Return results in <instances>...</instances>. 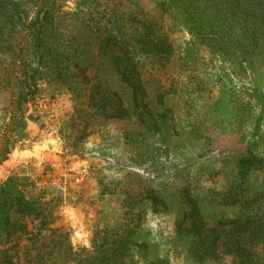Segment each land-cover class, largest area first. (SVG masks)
<instances>
[{
  "label": "rangeland",
  "instance_id": "rangeland-1",
  "mask_svg": "<svg viewBox=\"0 0 264 264\" xmlns=\"http://www.w3.org/2000/svg\"><path fill=\"white\" fill-rule=\"evenodd\" d=\"M158 1L59 0L33 94L24 83L33 60L26 31L11 32L0 45V184L16 176L15 186L52 212L49 227L56 229L37 236L39 220L21 218L33 236L0 244L16 253L17 264H28L27 253L41 242L62 236L74 251L89 250L94 239L119 238L127 225L138 226L139 246L130 248L126 264H232L228 255L193 261L175 220L187 207L185 195L214 219L236 213V205L219 200L237 188L246 151L264 158V69L238 75ZM143 24L170 43L172 55H135L144 89L137 112L110 116L134 100L98 45L109 33L136 43ZM79 66H89L86 78ZM22 132L31 135L25 151L1 171ZM247 181L253 193L262 190L264 169ZM151 196L159 199L154 206Z\"/></svg>",
  "mask_w": 264,
  "mask_h": 264
},
{
  "label": "trees",
  "instance_id": "trees-1",
  "mask_svg": "<svg viewBox=\"0 0 264 264\" xmlns=\"http://www.w3.org/2000/svg\"><path fill=\"white\" fill-rule=\"evenodd\" d=\"M58 1L0 0V45L14 31H26L28 37L26 56L33 60L27 62L28 70L24 69L27 95L36 90L35 74L44 60V34L53 24ZM25 3L31 5L33 15L29 21ZM157 3L163 11L179 13L192 40L211 56L233 66L238 75L264 69V0H161ZM151 34V25L143 24L142 34L136 43L119 41L111 33L99 43L98 53L110 59L134 100L127 109L116 107L110 116L123 117L137 112L138 97L144 89L133 61L135 55L158 59L172 55L170 43ZM79 68L82 78H86L89 66ZM237 168V188L219 200V204L237 206L234 216L214 219L213 215L204 214L195 199L189 195L184 197L187 207L175 220V232L187 238V255L196 263H204L209 258L220 262L228 255L232 264H264V188L253 193L247 181L254 172L264 169V158L246 151ZM17 180L16 176H9L0 184V244L3 245L15 242L12 245L15 246L23 238L33 236L21 220L23 217L39 220L37 236L48 229L56 231L49 227L53 221L52 212L43 207L44 203L25 195L24 189L15 186ZM150 198L153 206L159 202L155 196ZM14 214L19 217H14ZM137 228V225H127L123 234L114 240L94 239L89 250L74 251L70 244L65 243V238L58 236L49 243L41 242L34 248V254L27 253L25 261L28 264H126L130 248L139 246L135 239ZM9 248L0 251V264H17V255L9 253ZM150 264H165V260Z\"/></svg>",
  "mask_w": 264,
  "mask_h": 264
},
{
  "label": "water",
  "instance_id": "water-1",
  "mask_svg": "<svg viewBox=\"0 0 264 264\" xmlns=\"http://www.w3.org/2000/svg\"><path fill=\"white\" fill-rule=\"evenodd\" d=\"M29 132V131H27ZM22 138L18 139V136L15 137L14 141L12 142V151L11 153L8 155V161L6 162V164L1 167V171L4 170L8 165H10L12 163V159L14 158V156L16 155H20L22 152L25 151V147H23V144H26V142L29 140V138L31 137L30 134H27L26 132H22Z\"/></svg>",
  "mask_w": 264,
  "mask_h": 264
},
{
  "label": "bare ground",
  "instance_id": "bare-ground-1",
  "mask_svg": "<svg viewBox=\"0 0 264 264\" xmlns=\"http://www.w3.org/2000/svg\"><path fill=\"white\" fill-rule=\"evenodd\" d=\"M74 213V212H73ZM74 217V216H73Z\"/></svg>",
  "mask_w": 264,
  "mask_h": 264
}]
</instances>
